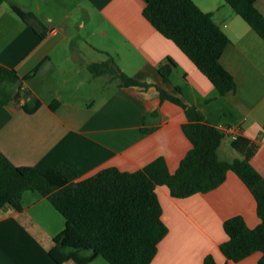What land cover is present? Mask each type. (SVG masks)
<instances>
[{"label": "crops", "instance_id": "crops-1", "mask_svg": "<svg viewBox=\"0 0 264 264\" xmlns=\"http://www.w3.org/2000/svg\"><path fill=\"white\" fill-rule=\"evenodd\" d=\"M11 1L34 13L47 30L40 38L9 0H0V65L20 78L39 65L22 83L23 97L18 92L10 103H0V152L13 165L65 163L83 179L106 167L133 172L163 157L174 173L192 145L182 131L184 109L162 100L163 90L196 107L219 131L236 128L238 137L257 144L250 163L264 178V40L223 0H194L212 13L229 39L220 63L236 88L223 96L146 20L143 0ZM255 6L264 15V0ZM108 59L139 84L120 86L110 74L90 73L89 64ZM167 59L175 66L166 81L159 67ZM31 99L40 106L28 114L22 105ZM229 137L232 142V135H225L217 150L227 162L242 158ZM156 194L168 232L150 264H202L207 255L217 264H258L260 252L232 262L219 248L228 239L227 218L240 215L249 228L260 222L252 193L234 172L207 193L175 198L158 186ZM64 226V217L46 197L25 191L20 211L0 213V264H57L48 250ZM87 264L108 262L96 256Z\"/></svg>", "mask_w": 264, "mask_h": 264}, {"label": "trees", "instance_id": "trees-1", "mask_svg": "<svg viewBox=\"0 0 264 264\" xmlns=\"http://www.w3.org/2000/svg\"><path fill=\"white\" fill-rule=\"evenodd\" d=\"M143 1L146 20L174 42L218 95L235 90L233 77L220 63L229 39L215 23L212 13L202 11L194 0ZM223 1L264 40V15L256 8V0ZM9 6L40 38L45 36L46 27L34 13L20 9L11 0ZM111 63L110 59L91 63L88 69L92 75L110 74L118 78L120 86L139 84ZM174 66L167 59L159 67L164 80H168ZM38 69L39 65L20 78L14 69L0 65V103L13 101L22 83ZM160 96L184 109L187 122L182 125V131L192 145L174 173H169L164 158L158 157L133 172L106 167L78 179L75 170L65 163L47 168L15 166L0 152V213L6 209L20 211L22 194L36 191L65 219L64 229L54 237L48 250L57 264L70 261L87 264L96 256H102L108 264H150L158 243L168 232L161 219L156 187L166 186L172 197L184 198L215 189L225 180L226 173L232 171L252 193L260 222L249 228L240 215L227 218L223 230L228 239L220 244V251L232 262L260 252L258 264H264V178L250 163L257 144L239 136L232 140L231 147L242 158L223 161L217 150L225 134L179 97L163 90ZM57 105L51 103L50 108L55 110ZM39 106L38 99H31L23 103L22 109L31 114ZM202 264L217 263L207 255Z\"/></svg>", "mask_w": 264, "mask_h": 264}, {"label": "built area", "instance_id": "built-area-1", "mask_svg": "<svg viewBox=\"0 0 264 264\" xmlns=\"http://www.w3.org/2000/svg\"><path fill=\"white\" fill-rule=\"evenodd\" d=\"M25 87L23 85H21V87L19 88V93L20 95L23 97L24 94H25ZM222 132L225 134V135H232L233 139H236L238 136H237V132L238 130L236 128H233V127H223L222 128Z\"/></svg>", "mask_w": 264, "mask_h": 264}, {"label": "rangeland", "instance_id": "rangeland-1", "mask_svg": "<svg viewBox=\"0 0 264 264\" xmlns=\"http://www.w3.org/2000/svg\"><path fill=\"white\" fill-rule=\"evenodd\" d=\"M228 142H231V137H229ZM222 157L225 158V159H227V160H230L229 159L230 157H228V155H225V153L222 154Z\"/></svg>", "mask_w": 264, "mask_h": 264}]
</instances>
